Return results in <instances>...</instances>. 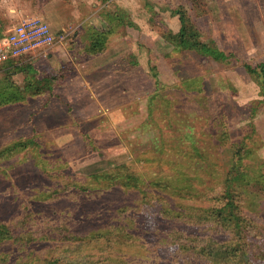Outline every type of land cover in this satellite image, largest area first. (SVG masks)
<instances>
[{"label": "rangeland", "instance_id": "374dc122", "mask_svg": "<svg viewBox=\"0 0 264 264\" xmlns=\"http://www.w3.org/2000/svg\"><path fill=\"white\" fill-rule=\"evenodd\" d=\"M106 1L0 0V31L35 9L54 14L53 27L60 18L75 27L52 52L0 65V98L10 72L9 90L19 94L15 82L26 90L0 101V153L25 142L0 155V223L15 235L0 242V264H264V95L245 68L264 63V0H133L129 33L109 13L117 0ZM180 10L228 61L167 40ZM96 28L103 38L91 53ZM29 74L42 80L41 93ZM241 145L249 151L236 210L244 227L210 212L224 203ZM123 163L139 186L106 184L102 174ZM189 183L195 189L183 194ZM79 187L103 189L87 197ZM239 232L246 245L236 243Z\"/></svg>", "mask_w": 264, "mask_h": 264}, {"label": "trees", "instance_id": "16d2710c", "mask_svg": "<svg viewBox=\"0 0 264 264\" xmlns=\"http://www.w3.org/2000/svg\"><path fill=\"white\" fill-rule=\"evenodd\" d=\"M177 14H179V19L181 22V28L180 31L178 33H174L171 30L168 32V37L167 40L171 43H173L175 46L177 45L178 47H181L183 50H188V48L190 50H195L197 53L208 57L210 59H213L215 61L218 62H226L229 60V55L226 54L225 51H223L218 44L214 41V40H209V41H203L201 39V34L200 32L196 29L191 17H189L185 12L183 11H179L177 12ZM98 33L96 34L98 37L95 38V40L88 46L89 50L87 48V51H90L91 53H96L99 52L97 50L98 47V43H100L101 39L103 38L102 32L97 31ZM138 60H133V64H129L131 65L132 69L134 66H137ZM110 69H115L117 71H120V67H122V64H108ZM124 65H128V64H124ZM29 67H31L29 65ZM124 67V66H123ZM245 68L246 70L249 72V74L255 78L257 80V82L260 85V91L262 93V95H264V63H260L256 66H253L251 64H245ZM157 68L156 67H152L151 71L156 75L157 73ZM12 73L10 72L8 74V78L10 79L9 83H8V87L6 88L8 90L7 92V96L6 97H1L0 101L2 103L5 102H12L15 101L14 99H18V100H22L24 99L26 96L24 95L23 98H21L20 94H25L26 90L24 89V85L15 82L17 87L19 88V94H16V92H14L13 90H9L10 87V83L13 81L12 78ZM199 78L198 77H193L192 79H190V81L193 83L194 81H196V79ZM198 80V79H197ZM28 82V86L30 85L31 91H35V93H41L43 91V89H41L39 87V83L42 81L40 78H38L35 75L29 74L26 76L25 78V82ZM198 82V81H196ZM156 86L159 87L161 82L158 80H156L155 82ZM199 84H201L199 82ZM27 87V85H26ZM3 92V91H2ZM14 97V99H13ZM0 102V103H1ZM187 134H191L190 132ZM186 135V134H185ZM223 139H227L229 134L224 131L222 133ZM29 142V141H28ZM25 142H21L20 144H15L13 145L14 147L18 146V145H24ZM31 143V142H30ZM14 147H8L6 148L5 151L1 152L0 155L4 154L6 155L8 151H12L15 148ZM192 150L197 151L198 153L200 152V148H198L197 145H194L192 147ZM247 152V154H246ZM249 154L248 150H245L244 146H237L234 147V152H233V157H232V162H231V169L228 172L225 182H224V187H223V192L220 194V196H222L224 198V203L220 206V207H212L210 209L211 213L215 212H219V214L224 217L228 216V214L230 216H232V224H236L239 225L240 223L244 222L243 226L246 224V222H248L249 224V220H247L246 218H242L240 213L237 212V201H238V197H241L243 194V191L241 188H243L246 184H247V174L246 172V168H247V163H246V158L247 155ZM132 168L128 165V164H119L115 167H113L112 169L105 171L104 174H102L104 179L109 180V182H106L107 185L112 184H116V185H121V186H125V187H136L139 186L140 183V178L138 175H136V173L131 170ZM101 176V175H100ZM99 176V178H100ZM189 175H187L188 177ZM98 179V178H97ZM100 180V179H99ZM162 186L165 187H169V184L167 185L166 182L162 183ZM190 187H192V190H194L195 188L193 187L192 183H189L188 188L186 187V185L183 186V194L189 193L191 192V190H188ZM105 188V187H104ZM78 189L79 192H76L77 194H80V192L84 193L85 196L88 197V195H93V193H95V191L98 190H102L103 187H99L96 189H90L87 187H79ZM90 193V194H89ZM96 194L93 195V197ZM204 212L207 214V210H204ZM210 213V214H211ZM31 213H28V215H30ZM12 229L13 227L10 225H7L5 223H0V242L6 239H11V238H15V235L12 233ZM243 229V228H242ZM236 232H238L236 230ZM44 235V234H43ZM238 237H236V243L239 244H247L246 242V233L244 232H239V234L237 235ZM241 238V240L239 239ZM246 248V247H245ZM228 257V256H227ZM59 258H54V257H50L46 260V264H59Z\"/></svg>", "mask_w": 264, "mask_h": 264}, {"label": "built area", "instance_id": "2783aa9c", "mask_svg": "<svg viewBox=\"0 0 264 264\" xmlns=\"http://www.w3.org/2000/svg\"><path fill=\"white\" fill-rule=\"evenodd\" d=\"M73 31L54 32L41 16L22 17L17 24L0 35V65L24 56H43L65 44Z\"/></svg>", "mask_w": 264, "mask_h": 264}, {"label": "crops", "instance_id": "0c3cea01", "mask_svg": "<svg viewBox=\"0 0 264 264\" xmlns=\"http://www.w3.org/2000/svg\"><path fill=\"white\" fill-rule=\"evenodd\" d=\"M107 2V5L108 4H110V2L107 0L106 1ZM117 4L119 5V6H117L115 9H114V11L111 13V12H109L110 14H111V16L112 17H114L117 21H118V23H120V22H122V21H124V19H125V21H126V25H124V26H127V28H125V27H123L124 29H127V30H129L130 28L131 29H133L134 28V26H136L137 25V22H136V20H134V18H133V16H132V14H133V6L136 4V3H134L133 2V0H117ZM109 6V5H108ZM10 12H12V13H14V14H17L18 12H19V9H18V7H17V5L15 6V8L14 7H11L10 8ZM33 12H35V14H37L38 16H41L42 18H44L45 20H47V19H51V18H53V17H51V16H53L54 14H52V13H49L46 9H35V10H33ZM176 14V16L178 17V20L180 21V19H179V14H177V13H175ZM106 14H104V16H105ZM125 15H126V17H125ZM130 15V18H128V16ZM55 16V15H54ZM176 16H173L172 18H173V21H175L176 22ZM62 17V16H61ZM61 19V18H60ZM59 19V22L58 23H56V24H58V25H54V27H53V25L50 23V25H51V27H52V29H53V31L54 32H62V31H73V33L75 34V27H69V25L68 26H64L63 25V27H62V24H67L66 23V19H61L60 20ZM167 20H169V19H167ZM61 21V22H60ZM61 25V26H60ZM13 26V25H12ZM12 26H10V27H8V29L6 30V31H8ZM59 26H60V28H59ZM123 26V25H122ZM122 26H120V27H122ZM180 28H181V24H180V26H179V29L177 30V31H173L174 33H178L179 31H180ZM96 30L97 31H100L101 30V28H96ZM6 31H0V35L1 34H4ZM128 33L130 32V30L129 31H127ZM73 34V35H74ZM132 44H134V42H131V44L130 45H132ZM62 45H64V44H62ZM61 46V45H60ZM55 48H53L52 50H51V52L54 50ZM131 49H133V47L131 48ZM101 53H102V51H101ZM13 61H15V60H11V61H8V62H13ZM7 62V63H8ZM3 64H5V63H3ZM105 65H108V64H105ZM102 67H104V66H102Z\"/></svg>", "mask_w": 264, "mask_h": 264}]
</instances>
